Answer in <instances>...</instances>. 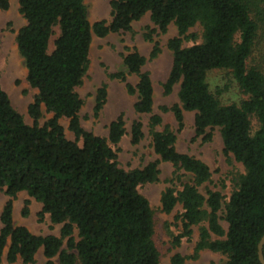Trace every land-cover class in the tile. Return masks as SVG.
Wrapping results in <instances>:
<instances>
[{
	"label": "trees",
	"instance_id": "obj_1",
	"mask_svg": "<svg viewBox=\"0 0 264 264\" xmlns=\"http://www.w3.org/2000/svg\"><path fill=\"white\" fill-rule=\"evenodd\" d=\"M17 2L25 23L16 31L15 42L26 80L37 94L27 108L33 120L28 124L0 82V189L6 196L0 210V264L33 263L39 249L44 264H54V257L58 264H159L153 210L138 185L158 180L160 162L191 175L183 182L174 172L160 195L163 212L170 213L177 203L182 208L176 216L181 231L172 243L190 238L192 227L198 226L193 253H174L170 264L195 259L204 249L225 255L222 264H261L257 245L264 233V71L250 60L264 28V0H109L110 20L93 23L83 0ZM9 5L10 0H0V9ZM147 12L153 24L143 34L152 42L149 59L160 52L154 34H165L170 23L176 28L166 40L172 62L162 89L168 95L178 84V102L160 109L172 113L177 131L184 126L183 112L194 111V136L203 141L210 140L209 130L218 127L224 153L243 167L227 200L218 190L208 189L203 195L198 186L209 181V166L178 151L176 133L168 125L156 129L162 117L153 113V84L142 70L146 57L135 46L124 47V69L108 77L123 81L126 91L136 94L135 112L149 114L151 146L158 157L129 170L119 165L118 149L111 145L126 133L123 113L109 122L106 136L80 125L82 99L75 89L88 68L92 34L131 31L132 22ZM195 25L201 27V42L183 46L185 40L196 41L198 35L190 31ZM214 69L228 70L247 97L222 103L221 89L213 92L207 79ZM127 74L137 77L135 84L127 81ZM106 98L104 82L95 91L94 116ZM42 105L52 116L40 124ZM62 117L74 140L66 137ZM252 118L257 123L254 130ZM129 137L132 145L143 139L140 120L131 122ZM21 191L40 203V220L48 214L51 223L61 224L58 235L36 234L14 223V200ZM29 203L23 201V217L29 214ZM262 252L264 256V244Z\"/></svg>",
	"mask_w": 264,
	"mask_h": 264
},
{
	"label": "rangeland",
	"instance_id": "obj_2",
	"mask_svg": "<svg viewBox=\"0 0 264 264\" xmlns=\"http://www.w3.org/2000/svg\"><path fill=\"white\" fill-rule=\"evenodd\" d=\"M87 17L90 23L104 19L110 20L109 0H83ZM25 23L22 14L19 12L17 0H10L8 9H0V82L2 88L8 94L12 106L22 114L24 121L32 124L33 120L27 112L28 105L33 101L37 90L29 85L26 80V68L22 57L18 53L15 35L16 31ZM146 26H153L149 18V13H145L139 20L132 22V30L126 32L109 33L104 37L92 34V41L89 49V64L83 76L82 83L76 87V92L82 99V105L78 112L80 125L88 131L100 136L107 135V126L119 113H123L126 133L116 146L119 165L126 169L142 167L158 156L151 146V136L147 126L149 114L137 113L134 110L136 94H129L126 91L125 83L117 78H109L108 74L123 70L122 54L125 53V46H135L141 54L146 57V62L142 67L149 73L153 84V113L162 117V124L156 129H161L164 125L176 133L175 147L180 152L191 154L204 161L210 168L211 176L209 181L198 186L199 191L206 196V191L218 190L227 200L232 190L235 188V181L239 174L243 173V167L236 162L230 154L223 151V143L219 128L210 129L211 138L203 141L200 137L194 136L193 117L194 111H184V126L177 131V123L170 111L163 112L162 105H171L178 102V84L173 86L172 91L163 94L162 84L165 81L171 67L172 53L166 47V40L176 34V28L170 23L165 34H154V39L158 41L160 52L153 59H149V52L152 42L144 39L143 34ZM198 37L195 42L185 40L183 46L201 42V27L195 25L190 29ZM258 46L250 60L251 64L259 66L264 71V28L259 31ZM210 89L218 94L222 103H238L245 99L247 95L237 86L231 78L228 70L214 69L207 76ZM127 81L135 84L137 77L134 74H127ZM107 84V98L104 106L97 116H94V97L96 89L102 84ZM52 116L45 107L41 106V117L39 123L43 124ZM140 120L143 124L144 137L140 143L132 145L129 137V127L133 120ZM252 129L257 126L255 118L251 119ZM60 124L64 128V133L68 139L74 140L73 133L68 129V120L60 118ZM158 180L151 183L138 185L139 192L144 195L153 210L154 233L153 241L159 251V264H170V258L174 253L189 256L193 253L194 244L198 237V226L192 227L190 238L183 237L178 245L172 243L173 237L181 231L179 219L176 216L182 211L181 205L177 203L170 213L163 212L160 208L161 192L170 185V180L175 174H180L181 180L189 181L191 175L184 171H176V168L169 162H160ZM175 172V174H174ZM174 187L178 188L179 183L174 180ZM6 199L3 189H0V210ZM29 199V214L23 217L20 213L23 201ZM41 205L26 192L21 191L14 200L13 220L15 224L25 225L30 231L36 234H59L61 224H53L49 220L48 214H44L40 220L37 213ZM220 224L224 229L227 223L220 219ZM199 225H206L201 222ZM76 234V231H74ZM212 238H220L212 235ZM64 247V245H63ZM226 256L204 249L199 252L197 258H186L183 264H222ZM54 264H58L57 257L53 258ZM45 258L41 249L35 254V261L29 264H44ZM2 264H24L20 260L15 263Z\"/></svg>",
	"mask_w": 264,
	"mask_h": 264
},
{
	"label": "water",
	"instance_id": "obj_3",
	"mask_svg": "<svg viewBox=\"0 0 264 264\" xmlns=\"http://www.w3.org/2000/svg\"><path fill=\"white\" fill-rule=\"evenodd\" d=\"M263 244H264V233L261 236V238H260V240L258 242V245H257V248H258V251H257L258 259L261 262V264H264V256H263V252H262Z\"/></svg>",
	"mask_w": 264,
	"mask_h": 264
},
{
	"label": "crops",
	"instance_id": "obj_4",
	"mask_svg": "<svg viewBox=\"0 0 264 264\" xmlns=\"http://www.w3.org/2000/svg\"><path fill=\"white\" fill-rule=\"evenodd\" d=\"M42 251V250H41ZM43 255V254H42Z\"/></svg>",
	"mask_w": 264,
	"mask_h": 264
}]
</instances>
